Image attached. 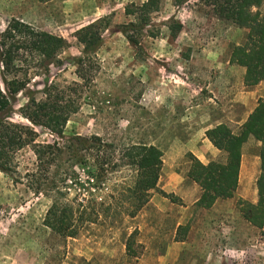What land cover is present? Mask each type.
Instances as JSON below:
<instances>
[{
  "label": "rangeland",
  "instance_id": "rangeland-1",
  "mask_svg": "<svg viewBox=\"0 0 264 264\" xmlns=\"http://www.w3.org/2000/svg\"><path fill=\"white\" fill-rule=\"evenodd\" d=\"M144 1L0 0V30L15 18L65 41L52 62L40 66V76L28 87L40 91L47 81L79 84L75 94L79 108L65 125V138L96 135L111 146L118 159L127 146H156L163 153L158 190L185 185L188 193L195 195L197 186L187 178L192 165L186 151L188 141L200 138L215 123H225L236 133L252 103L238 67L230 70L227 65L232 48L244 43L247 31L219 20L198 0L178 7L173 0H157L150 23L141 30L127 31L139 42L137 47L118 29L134 19L125 14V8ZM260 12L264 15V0ZM100 19L106 29L86 62L84 71L90 80L84 83L77 75L76 59L83 57L77 32ZM173 21L182 25L176 38L168 30ZM25 96L16 97L13 123L28 125L18 113ZM32 128L37 143L56 139L45 129ZM15 159L17 175L0 171V264H100L107 258L112 264H139L136 258L144 251L128 217L86 224L75 238L65 239L48 229L43 221L49 198L34 194L24 181L17 180L33 169L34 156L24 148ZM222 159L218 156L216 161ZM68 167L64 158L58 164L59 171ZM75 171L80 179H86L83 167ZM132 175L128 166L109 174L94 193L96 201L111 203L120 198L116 191ZM76 193L69 183V198ZM237 201L201 215H195L199 209L194 208L191 249L180 255L177 264H264V230L259 232L238 217ZM132 233L134 242L131 255H127L124 247ZM183 234L181 231L179 237ZM249 248L254 250L251 254Z\"/></svg>",
  "mask_w": 264,
  "mask_h": 264
},
{
  "label": "trees",
  "instance_id": "trees-1",
  "mask_svg": "<svg viewBox=\"0 0 264 264\" xmlns=\"http://www.w3.org/2000/svg\"><path fill=\"white\" fill-rule=\"evenodd\" d=\"M188 0H173L182 6ZM210 9L213 16L247 31L242 45L231 50L229 63L244 68L243 84L252 87L264 81V15L260 12L262 0H198ZM157 0H146L140 5L125 8V14L133 21L118 29L129 43L139 47V42L128 34V29L141 30L151 21ZM104 20L91 23L77 32V40L83 45V57L76 59L77 75L84 83L90 80L84 68L94 55L101 40ZM182 29L178 21L168 27L170 36L176 38ZM65 46V41L29 24L12 18L0 30V171L17 175L19 165L15 154L29 148L34 156L33 169L17 180L24 181L34 194H43L51 204L44 217V225L62 238H75L84 225L99 219L114 220L124 216L133 218L148 203L152 193H158L171 203L181 204L173 194L158 190L162 168V151L153 145L133 144L123 149L119 159L111 146L100 137H64V128L71 115L79 108L76 92L78 83L59 85L45 82L40 91L28 89L37 70L44 62H52L54 56ZM52 58V59H51ZM51 60V61H50ZM35 70V71H34ZM19 94H26L25 103L18 113L28 125L10 121ZM37 96H40L39 98ZM32 127L48 131L56 139L52 143H37ZM211 144L225 154V161H213L203 166L192 155L188 177L200 186L201 193L195 203L197 208L209 209L217 200L233 197L238 186L242 146L253 137L261 143L260 175L257 180L256 204L239 200L237 205L244 220L255 228L264 226V98L247 120L234 133L226 125H217L205 132ZM62 142L60 143L59 140ZM69 163L63 171L58 170L62 159ZM130 167L133 175L116 191L114 202L96 201L94 193L101 189L109 174ZM83 167L85 180L77 176L76 168ZM20 182V181H19ZM69 183L77 193L69 198ZM93 190V191H92ZM84 192L86 194H84ZM186 228L179 227L178 230ZM132 233L125 243L126 254L131 255ZM177 239V238H176ZM179 240V239H177Z\"/></svg>",
  "mask_w": 264,
  "mask_h": 264
},
{
  "label": "crops",
  "instance_id": "crops-1",
  "mask_svg": "<svg viewBox=\"0 0 264 264\" xmlns=\"http://www.w3.org/2000/svg\"><path fill=\"white\" fill-rule=\"evenodd\" d=\"M227 65L231 68L230 70L235 68V65H231L229 62H227ZM237 67L243 82L245 70L240 66ZM245 88L250 90L246 93L252 100V103H250L249 108L246 109L245 117L242 122L239 123L238 129L253 112L257 106V101L264 98V81L255 86ZM220 124L227 126L225 123H215L214 126L206 128L200 138L191 137L186 145V151L196 158L203 166L216 161L218 156L223 158L221 162L225 161V154L216 149L205 135L207 130ZM197 140H199V142ZM260 147L261 143L253 137L248 138L246 143L242 146L238 186L234 193V195L238 194V197H236L237 199L232 197L226 200H217L211 208H198V212L195 213L194 208H197L195 203L199 199L201 189L200 186L188 176L187 178L191 184L197 186L195 195H190L185 185L168 187L166 191H163L167 194H173L180 199L181 204L171 203L168 199L154 194L153 192L148 203L135 215V217L129 218L138 231L139 244H142V250L144 251L140 258H136L139 264H177L180 255L184 251H190L191 249L190 238L193 228H190V220L195 215H201L204 211L215 210L217 206H231L236 200H243L251 204H256L258 200L257 180L260 175ZM240 214L238 217L242 216V214ZM242 220L246 222L244 218ZM179 227L186 229L178 230ZM252 227L255 228L254 226ZM263 228L255 229L260 232L264 230ZM181 231H183L184 234L182 237H179ZM252 250L253 248L248 249L250 254L254 251ZM100 264H112V261L110 258L102 259Z\"/></svg>",
  "mask_w": 264,
  "mask_h": 264
}]
</instances>
